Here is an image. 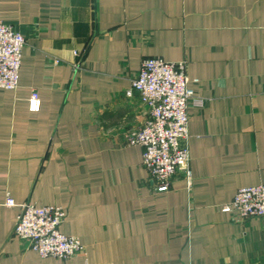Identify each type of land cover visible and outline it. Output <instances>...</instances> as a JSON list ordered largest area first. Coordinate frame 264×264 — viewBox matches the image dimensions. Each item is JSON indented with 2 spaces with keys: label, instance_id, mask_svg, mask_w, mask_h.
Wrapping results in <instances>:
<instances>
[{
  "label": "crops",
  "instance_id": "1",
  "mask_svg": "<svg viewBox=\"0 0 264 264\" xmlns=\"http://www.w3.org/2000/svg\"><path fill=\"white\" fill-rule=\"evenodd\" d=\"M22 34L0 88V264H264V217L223 211L264 183V0H0ZM184 61L189 175L157 189L130 130L143 59ZM38 102L31 107V92ZM17 204H54L84 251L41 257L13 236Z\"/></svg>",
  "mask_w": 264,
  "mask_h": 264
},
{
  "label": "built area",
  "instance_id": "2",
  "mask_svg": "<svg viewBox=\"0 0 264 264\" xmlns=\"http://www.w3.org/2000/svg\"><path fill=\"white\" fill-rule=\"evenodd\" d=\"M25 38L0 21V88L15 89ZM184 61H168L160 57L142 60L137 75L125 91H135L148 106L149 117L128 132L127 144L140 145L142 165L158 190H167L178 170L189 175L188 106L199 102L188 84ZM38 93L31 92L30 103L36 108ZM6 206H19L13 236L41 257L68 259L84 251L78 237L67 235L59 227L65 218L61 206H36L30 201L17 204L9 195ZM223 211H236L242 218L264 217V183L237 188L232 200L221 206Z\"/></svg>",
  "mask_w": 264,
  "mask_h": 264
}]
</instances>
